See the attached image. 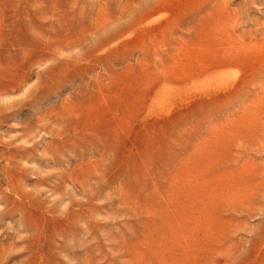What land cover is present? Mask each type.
<instances>
[{"label":"rangeland","instance_id":"374dc122","mask_svg":"<svg viewBox=\"0 0 264 264\" xmlns=\"http://www.w3.org/2000/svg\"><path fill=\"white\" fill-rule=\"evenodd\" d=\"M0 157L6 264H264V0H0Z\"/></svg>","mask_w":264,"mask_h":264},{"label":"bare ground","instance_id":"6f19581e","mask_svg":"<svg viewBox=\"0 0 264 264\" xmlns=\"http://www.w3.org/2000/svg\"><path fill=\"white\" fill-rule=\"evenodd\" d=\"M5 106V105H4ZM6 107V106H5ZM1 158V157H0ZM16 158V157H15ZM2 168V167H1ZM27 197V196H26ZM19 206V205H18ZM7 248L5 249L4 244L2 242V240H0V264H6L11 258H13L12 256H9V254L7 253ZM19 263V262H18ZM17 263V264H18Z\"/></svg>","mask_w":264,"mask_h":264}]
</instances>
